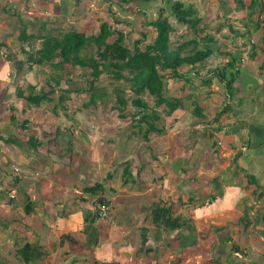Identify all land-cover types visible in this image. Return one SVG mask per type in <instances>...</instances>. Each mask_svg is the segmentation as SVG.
<instances>
[{"label":"rangeland","instance_id":"rangeland-1","mask_svg":"<svg viewBox=\"0 0 264 264\" xmlns=\"http://www.w3.org/2000/svg\"><path fill=\"white\" fill-rule=\"evenodd\" d=\"M176 1L183 5H190L197 11L204 34L210 36L207 38H212L213 44L216 43L213 56L206 59L202 65L198 64L193 68L183 65L178 69V73L182 75L186 73L193 80L168 79L170 85L165 88V95L170 101L177 100V106L173 109V113L178 116L175 119L176 124L206 121L210 108H207L205 104L211 100L213 95L209 92L211 84H205L204 81L210 80L211 83L217 80L211 72L214 69H221L227 60V57L220 56L218 53L228 52V56L235 59V69L238 70V73L240 72V80L237 83L240 87L235 86L234 89L231 87L228 91L225 89L229 93L227 103L224 102L226 96H217L211 109L217 110L221 107L222 110L225 104H228V107L226 112L218 114L220 110L215 114L213 111L211 116L214 118L219 116L221 124L227 123L228 125L243 121L248 126H254L253 120L255 119L249 117V114L251 110L261 113V110H257L258 102L256 104L255 101L258 92L264 94V87L261 89L258 85L259 82L254 80V62L249 63L251 57L248 53L252 52L256 55V48L254 51L253 45H251L249 49L245 43H247L248 37H252L256 30L263 27L259 26L261 23L264 24L259 17L264 12L262 10L264 9V0H254L259 8L252 6L250 9L247 8V11L246 7L250 0H241V5H243L241 11L244 10L247 13L244 21L248 25L250 22L255 24L253 27L251 23L245 29H240L238 26L242 24L235 15L240 11L236 7V0ZM160 10H162V16L167 17L172 27V32L169 35L171 48L174 49L177 45L189 41L193 34L189 32L188 28L176 23L169 13L166 0H0V72L3 71V62L9 67V72H5L3 74L5 76H0V92L1 90L4 91L5 87L7 89L3 92V97L0 95V264H43L44 258H36L32 250L30 251L32 253L31 262L28 263L22 261L18 252L25 243L32 247L35 242L36 250L54 256L51 264H69L70 261H74L75 264H114L113 262L118 257L116 254L119 248L121 252H127L129 247H124V245L128 240L134 245L138 242L136 234L130 236L131 231L122 228V217L125 211L129 209L131 211V208L126 204H118L115 201L118 195H109L112 207H109L107 220L109 219L110 223L107 220L99 221L97 219L95 208L89 205L94 199V195L86 194V202L81 205L77 202H67L70 198L77 199V196L82 195L80 190L82 186H86L88 183L92 185L93 181H97L103 186L107 185L103 187V191H96L99 197H105L103 194L113 191V185L114 189L119 186L122 187V180L124 179L125 182L129 178H125L128 174L122 175L123 164L121 160L125 158L124 152L130 149H135V152L137 149L147 151L146 148L151 152L154 151L153 146L150 145L151 148L146 147L142 139L143 130L147 125L141 122V116L136 114L137 109L130 103L134 96L130 91L129 83L123 80H112L106 73H103L90 85V72L85 68L66 65L60 69H52L48 64L28 66L25 55L19 52V45L23 47L25 53H30V51L40 47L42 38L47 37V35H61L72 29L78 32L84 31L86 34H96L98 25L102 21H106L112 28L122 32L124 35L122 44L125 47L132 51L135 46L134 42L139 40L136 47L142 51L144 46L150 44L154 38L155 33L149 23L156 19ZM21 30H24L27 35H31L32 38L21 43L18 40V34ZM3 31L10 32L9 38L2 39ZM199 36H202V33L195 36L198 44L197 49L203 47V42L199 41ZM256 36V39H261V31ZM114 38L115 36L112 35L108 41L111 42ZM250 41H252L251 38L248 39L249 43H251ZM239 42H244L243 48L240 47L241 49H239L238 46H235L236 49H234L233 44ZM190 47L187 46L183 49L181 54L191 52ZM10 53L17 56L7 62L5 58ZM89 53L91 50L86 48L80 52V55L88 56ZM214 53L218 55L216 56ZM239 57L243 58L242 62L238 61ZM23 60L25 62H21L19 67V61ZM261 67L264 70V64ZM206 70L208 72H205ZM245 80L248 81L249 87H242L241 84ZM55 81L57 84L54 83ZM215 83L220 91L222 85L217 81ZM114 89H119L121 96L125 99L122 110L125 117L122 120L118 118V112L114 110V106H118ZM168 89L170 90L168 91ZM18 91H21L23 95L29 92L34 94L47 93L49 101L41 103L40 107H34L22 97H17ZM91 93L97 95V98H94V104H90ZM62 95L68 100L58 104V97ZM139 98L147 103L148 110L154 109L159 119L163 116L160 121L164 123L165 113L161 112V109L163 111L162 106L153 107V98L145 94ZM261 104L264 106V103ZM167 107L168 105L165 103L164 111L168 110ZM196 107L202 108L204 112L200 113L199 109L196 111ZM53 108L56 109L57 114L55 116L51 113ZM23 121L26 123L24 128H21L20 125ZM163 123L154 121V132H150L147 137L149 136V139L157 137L158 134L155 132L157 129H160L163 135H167L169 128L167 129L164 125L163 129ZM199 127L189 132V138L197 142H206L209 146L214 144L216 149L220 148L215 144L218 140L220 141L219 144L226 141L225 136L213 132L210 134L206 124H200ZM172 129L174 128L172 127ZM56 130L58 131L57 134H55ZM210 130H214V127ZM261 135H264L263 125L262 127L257 125L250 129V144L255 145L254 148L258 149L256 152L263 154L264 143L259 145V141L254 138H261ZM182 136L187 135L183 133ZM34 141L35 144H31ZM109 143L112 144V148ZM107 147L112 150L113 156L110 159L106 156V160L102 164L100 162L101 153L107 150ZM241 156L247 162L246 167H249V151L244 152ZM229 164L232 168L235 166L231 161ZM200 165L206 166L207 163L202 161ZM261 172L264 177V167L261 168ZM240 174L244 180L241 183L243 187L237 185L235 192L231 188L230 192L226 193L227 195L222 192L223 200L216 198L215 200L209 199L207 202V200L201 201L200 199L196 203L197 205L193 204L205 217L198 223L194 221L193 223H184L188 232L196 236L198 231L206 232L210 229L209 227H218L222 222L227 225L231 224L233 216H229L227 213L234 212L232 201L236 199V196L241 198L242 195H245L243 188L251 183L254 184L255 190L260 192L264 190V187L259 183L260 180L256 182L250 176L251 172L247 173L248 176L244 174V171H241ZM104 176L106 177L104 178ZM263 177L261 180H264ZM131 178L130 175L129 180ZM179 178L183 184L187 183L184 177ZM200 180L201 178L198 179V182ZM204 186L203 184L200 186L198 183L190 186L192 188L189 192L186 190V195L182 193L177 195L179 197L183 195L182 203H188L192 196L199 195L198 191ZM135 187L143 192L146 185L136 183ZM151 190L156 196V202L159 203L158 200L162 198V190L157 188ZM7 200H11L14 206H4ZM56 202H59L60 205L55 204ZM65 202L68 209L61 211ZM26 203H30L32 213L24 212ZM101 203H106V201ZM146 205L148 204L143 206ZM223 209L227 213L223 214L222 218L214 216L216 212ZM77 212H80L83 218L90 216L92 219L90 234L97 232L101 237L108 238L106 240L102 238V241L95 248L89 247L74 254L72 251L69 252L71 244L66 243V241L61 248L57 249L49 248L44 244L51 242L52 238L44 242L38 238V230H42L41 224L43 222L48 226L51 225V229L58 230L59 234L68 232L74 236L77 228L74 223L69 222L68 217L76 215ZM55 217L57 218L55 219ZM24 218L27 221L34 220L37 223L38 229L32 230L33 237L30 234L21 235V231L19 233L16 231L10 238L1 229L5 220L14 219L21 222ZM94 219L98 221L95 222ZM111 225L114 227L112 228ZM261 233L264 234L263 227ZM149 234L155 244L160 241L164 248L166 247L163 244L164 236L161 232L152 228L149 229ZM86 237L91 238L89 235ZM197 249L202 248L197 246ZM66 251H68L70 258L64 263L63 252ZM93 252L98 257L95 258ZM56 253L59 254L58 257ZM200 254L202 253L198 252L197 263L195 258L189 262L192 264H222L220 259L213 260L211 252L208 253L210 257H207V260L202 259ZM110 258H114V261L111 262ZM237 258L234 256L233 260L236 261ZM250 260L252 264L257 263L256 257H252Z\"/></svg>","mask_w":264,"mask_h":264},{"label":"crops","instance_id":"crops-1","mask_svg":"<svg viewBox=\"0 0 264 264\" xmlns=\"http://www.w3.org/2000/svg\"><path fill=\"white\" fill-rule=\"evenodd\" d=\"M254 5L255 6L253 7L255 8L258 4L254 3ZM257 7L259 8V6ZM235 15L239 18L238 20H240L239 22L242 24L238 25L240 29H245V27L252 23L249 21L250 24L248 25V23L244 21L245 17L247 16V13L244 10H240ZM263 15L264 12L262 16ZM262 16L259 17V19L264 22V17ZM254 25L255 24H253V27ZM259 26H263V23L259 24ZM262 30L263 29L260 28L256 30L252 37H248V39L251 38V43L248 42V39H246L247 43H245L249 46V49L251 48V45H253L252 47L254 48V51L256 48V55L252 52L250 53L248 49V54L251 57L249 63L254 62V80L259 82L258 85L261 87V89L264 87V70H262L261 67V65L264 64V39H256V35H258V32ZM242 31L245 32L244 30ZM3 33L4 34L1 36L2 39L9 38L10 32L3 31ZM243 43H235L233 44V48L236 49L235 46H238V48L241 49L240 47L244 45ZM215 44L214 49L216 48ZM20 47L22 46L19 45V52L23 54V52L20 50ZM214 54H216V56L219 54L220 56L227 57V60L224 62L225 64L230 58L228 56V52ZM16 56L17 55L10 53V55L7 54L5 59L8 62L9 60H13ZM211 56H213V54ZM256 58H259V60H256ZM238 61L242 62L243 58L239 57ZM19 62L20 67L21 62L25 61L23 60ZM2 66L3 71L0 72V76H2L5 72L7 73V71L9 72L8 65L3 62ZM205 72H208V70ZM211 73H213L216 77L217 69H214V71ZM188 76L189 75L186 76V80H193L192 78H189L190 76ZM239 80L240 72L235 77L233 85L231 86L233 89L235 86H239L237 84ZM216 81L222 85L220 91L217 89L215 83ZM216 81H212L210 83L209 80L208 82V85L211 84L209 92L210 94L212 93L213 97L205 104L207 108H210L209 112L207 113L209 115L207 116L206 121H196L191 124L183 122L181 125H177L175 122V119L178 118L177 114L173 113V111L170 114H164V106H162L163 111L161 109V112H163L165 116V121L164 123L163 121H160L163 116L160 119L158 118V121L163 123V129L164 125H166L167 129L169 128V132L167 135H163L161 130L157 129V137L149 139L148 136L146 140H143L146 147L151 148L150 145H152L154 151L151 152L146 148L147 151L137 149L135 152V149H130L129 151L124 152L125 158L121 160L123 164L122 175H124V171H127L124 176L127 174L128 175L125 178H130V175L132 178L131 180L128 178L125 180V182L123 179L122 187L119 186L114 189L113 185L112 189L114 192L111 191L108 194L104 193L103 195L107 198L103 196L101 198L106 202H109L110 206L112 207L109 195L116 194L118 196H116L115 201L118 204H126L129 208H131V211L130 209L125 211L122 217V228L124 230L131 231L130 236L136 234L138 242L134 245L128 240V242H126L124 245V247H129L127 252H121V249L119 248L116 254L118 255L117 260L113 262L114 258H110L111 262L114 264H192L189 261L192 258H195L197 263L198 252L202 253L200 256H202V259L204 260H207V257H210L208 256V253L211 252V257H213V260L216 261L217 259H220L222 264H252V261L250 260L252 257H256V264H264V234L261 233L262 227L264 228V190L261 192L255 190L254 184H247L243 188L245 190V195H242L241 198H238V195L235 194L237 195L236 199H232V209L234 212L227 213V211L223 209L220 210V212L215 213L214 216L220 218H222L221 216H224L223 214L225 213H227L229 216L232 215L233 222L231 224L227 225L222 222L220 226L209 227L210 229H208L206 232L200 230L197 232V235L194 236L195 234L192 235L191 232L187 231V227H185L184 224H182V226L179 228L169 230L160 227L157 228L154 226V224H152L151 221V211L154 208L163 206L168 210V217L172 219L179 218V221L182 223H193V221L198 223L204 219L205 215H203L198 210L197 206H194L193 204L197 205L196 203H198L200 199L201 201L207 200V202L209 199L215 200L216 198H221L223 200L222 192H224V195H227L231 188L233 189L232 191L235 192V187L237 185H241L240 187H243L241 183L244 180H242L243 177L241 178V171H244L246 176H248V174L251 172L250 176H252L256 182L260 180L259 183L264 187V180H261V177H263L261 175V168L264 167V147H262V154V152H256L258 149L254 148L255 145L253 146L250 144V129L257 125L258 127H262V125L264 126V106L261 104L264 103V94L262 92H258L257 100L255 101L256 104L258 102L256 105L257 110H261V113L251 110V113L249 114V117L255 119L253 120V123H255L254 126H248V124L243 123V121H237L234 123L230 122L231 124L228 125L227 123L221 124L219 116H216L215 118L211 116L213 111H215V114L218 113L221 110V107L217 110H212L211 107L219 95L226 96V100H224L225 103L228 102V99L227 92L225 91V83H220L218 80ZM166 83V88H168L170 85L168 84V80ZM241 85H243L242 87H249L247 80H245ZM6 90V87L4 91L1 90V97H3V92ZM169 90L170 89H168V91ZM198 109L200 113L204 112L202 108ZM227 121H229V119ZM200 124H206V128H208V132L210 134L213 132L217 135L220 134L225 136L226 141L223 142L225 145L223 146V143L219 144L220 141L218 140V142L215 144L216 146H220V148L216 149L214 144L209 146L206 142H197L196 140L189 138V132L192 129L194 130L195 128H200ZM172 127L174 129H172ZM212 127H214V130H210ZM183 133H186L187 136H182ZM254 138L256 141H259V145L264 143V135H261V138ZM33 143L35 144V141ZM109 144L112 148V144ZM258 147L260 148V146ZM246 151H249V167H246L247 162L241 156ZM101 154L100 162L102 164H104L106 156H108L109 159L113 156L112 150L110 148L104 150V152ZM202 161H205L207 165H200ZM230 161L235 165L233 168L229 164ZM105 177L106 176H104V178ZM115 177L117 178V175ZM179 177H184V179L187 180V183L183 184ZM200 178L201 180L198 182V179ZM95 182L93 181V184ZM136 183H138V185L139 183L146 185L145 190L140 192V190L135 187ZM198 183H200V186H202V184L205 185L198 191L199 195L192 196L188 203H182V196L186 195V190L189 192L192 188L190 186H194ZM86 186L91 185L88 183ZM86 186H82V189ZM104 186L107 185L105 184ZM104 186L100 185V190L98 192L103 191ZM153 188L162 190V198L158 200L159 203L156 202V196H154L152 193L151 189ZM82 189H80L83 193L82 195L77 196V199L74 197L70 198L67 200V202H77L79 205L86 202L85 195L87 193H84ZM116 190L119 191L115 192ZM180 193L183 195H180L179 197L177 194ZM91 195H94V199L89 203V205H92V207L95 208L97 205L96 199L99 196L96 194V192ZM5 204L6 205L4 206H10L13 205V202L7 200V203ZM55 204L60 205L59 202H56ZM144 204L148 205L143 206ZM67 209L68 206L65 202L61 207V211H65ZM27 210L29 213L33 212L31 210L30 203L27 205ZM56 218L57 217H55V219ZM68 218L69 222H72L76 225L77 232L74 233V236L70 235L68 232L59 234L60 232L58 230L55 228L51 229V225L48 226L45 222H43L41 224L42 230H38V238L42 239L43 242L49 238H52L51 242H45L44 244L49 248L54 247L57 249L61 248L64 241H66V243L71 244L69 252L72 251L73 254L76 252H81L89 247L95 248L102 241V238H104L101 237L97 232L90 234V222L92 220L90 216L83 218V215H81L80 212H77L76 215H70ZM13 220H5L1 225V229H3L10 238L16 231V233L21 231V235L30 234V236L33 237L32 230L38 229L37 223L34 220L27 221L25 218L21 222ZM94 220L95 222L98 220L102 221L100 219ZM107 222L110 223L109 219ZM111 227L113 228L114 226L111 225ZM260 227L261 229H259ZM152 228H155L157 231L163 234V244L166 245L165 248L162 245V242L158 241V243L155 244L150 238L149 229ZM87 235L91 236V238H87ZM107 238L108 237H105L104 239L106 240ZM33 245L36 246V242ZM197 246L201 247L203 251L202 249H197ZM30 251L28 250V262H31L30 257L32 253L36 255V258H44L42 260L43 264H51V262H53L52 258L54 256H49L47 252L32 250L33 252L30 253ZM58 255L59 254H57V257ZM63 255V261L66 263V260L70 258L68 251L63 252ZM93 255L95 258L98 257L95 252H93ZM234 256L238 257L236 261L233 260ZM69 264H75V262L70 261Z\"/></svg>","mask_w":264,"mask_h":264},{"label":"trees","instance_id":"trees-1","mask_svg":"<svg viewBox=\"0 0 264 264\" xmlns=\"http://www.w3.org/2000/svg\"><path fill=\"white\" fill-rule=\"evenodd\" d=\"M169 8V13L176 21L177 24L188 28L189 32L193 34L189 41L177 45L174 49L171 48L169 35L172 32L167 17L162 16V10L157 13L156 19L151 21L149 25L152 27L155 35L152 42L140 51L136 45L139 40L135 41L133 50L130 51L122 44L124 35L120 30L114 29L110 26L109 22L102 21L98 25L96 34H86L84 31L78 32L75 30L67 31L61 35H47L43 37L40 47L36 50L25 53L23 47H20L21 51L25 55L26 63L31 65L48 64L52 69H60L63 66L69 65L70 67H79L89 70L90 85L101 74L106 73L112 80H123L129 83L130 91L133 94L130 103L137 110L136 114L141 116V122L146 124L142 133V139L145 140L147 135L154 132V121H158V115L154 109L148 110L146 102L142 101L139 96L145 94L148 97L153 98V107L168 105V110L164 113L170 114L177 106V100L170 101L166 95V85L168 79H182L186 80V74L178 73V69L183 65L194 67L208 59L214 50V44L212 38L209 39L204 34V29L200 26V18L197 16V11L190 5H183L179 1L170 2L166 0ZM236 7L241 10V0H236ZM254 0H250L246 7L254 6ZM264 10V9H262ZM264 26V24H263ZM258 27V26H256ZM255 27V28H256ZM261 31L262 39H264V27ZM202 33L199 36V41L203 42V47L198 48L196 35ZM114 35L115 38L110 42L108 39ZM31 35H27L24 30L18 34V40L22 43L31 39ZM212 41V42H210ZM1 45V43H0ZM187 46L190 47L188 54H181V51ZM90 49L91 53L88 56L80 55V52L84 49ZM235 60L230 57L227 63L219 70H217L216 78L220 83L225 82V89L228 91L231 89L232 83L237 76L238 70L235 69ZM185 78V79H183ZM209 80L204 81L207 84ZM57 84V81L54 82ZM51 92V91H50ZM115 99L118 106H114V110L118 112V118L122 120L125 114L122 112L125 99L121 96L119 89H114ZM229 93H227L228 96ZM97 95L95 93L90 94V104H94V98ZM17 97H22L29 105L34 107H40L41 103L49 101L47 93H28L23 95L21 91L17 92ZM68 98L64 95L58 97V104L67 101ZM62 105V104H61ZM228 104H225L223 109L219 112H226ZM64 109V108H63ZM196 111L198 108H195ZM51 113L55 116L56 109H51ZM25 121L21 123V128H24ZM157 132V131H155ZM58 131H55L57 134ZM31 144H34L31 142ZM127 171H124V175ZM100 190V184L95 182L91 186H86L82 189L84 193L93 194ZM11 201V200H10ZM104 202L101 197L96 199V203L100 204ZM98 204L95 207L97 211ZM26 203L24 205V212L29 213ZM169 213L163 206L154 208L151 211V221L157 228L169 229L179 228L182 226V222L179 218L168 217ZM97 216V215H96ZM98 219V217H97ZM28 250H36L35 246L32 247L25 243L18 252L22 261H29Z\"/></svg>","mask_w":264,"mask_h":264},{"label":"built area","instance_id":"built-area-1","mask_svg":"<svg viewBox=\"0 0 264 264\" xmlns=\"http://www.w3.org/2000/svg\"><path fill=\"white\" fill-rule=\"evenodd\" d=\"M170 2H174L175 0H169ZM110 204L109 203H100L98 204V208H97V217L100 220H107V216L109 214V208Z\"/></svg>","mask_w":264,"mask_h":264}]
</instances>
